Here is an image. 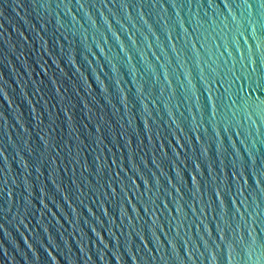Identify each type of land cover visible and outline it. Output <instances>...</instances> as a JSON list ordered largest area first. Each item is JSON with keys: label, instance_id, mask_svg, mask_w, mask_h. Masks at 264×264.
Wrapping results in <instances>:
<instances>
[{"label": "water", "instance_id": "obj_1", "mask_svg": "<svg viewBox=\"0 0 264 264\" xmlns=\"http://www.w3.org/2000/svg\"><path fill=\"white\" fill-rule=\"evenodd\" d=\"M0 264H264V0H0Z\"/></svg>", "mask_w": 264, "mask_h": 264}]
</instances>
